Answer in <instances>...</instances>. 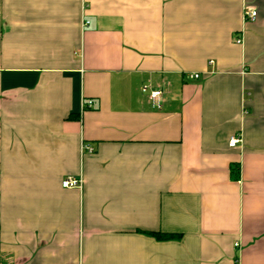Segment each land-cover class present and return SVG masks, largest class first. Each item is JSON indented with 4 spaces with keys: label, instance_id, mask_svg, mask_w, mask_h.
<instances>
[{
    "label": "crops",
    "instance_id": "0c3cea01",
    "mask_svg": "<svg viewBox=\"0 0 264 264\" xmlns=\"http://www.w3.org/2000/svg\"><path fill=\"white\" fill-rule=\"evenodd\" d=\"M0 264H264V0H0Z\"/></svg>",
    "mask_w": 264,
    "mask_h": 264
},
{
    "label": "built area",
    "instance_id": "2783aa9c",
    "mask_svg": "<svg viewBox=\"0 0 264 264\" xmlns=\"http://www.w3.org/2000/svg\"><path fill=\"white\" fill-rule=\"evenodd\" d=\"M257 11L250 9V8H245V12H244V20L245 22H256L257 20ZM89 23H87L86 25H88ZM242 38L241 39H237V43L238 44H242ZM192 79H198L199 76L198 75H191L190 76ZM143 92L144 93H148L149 94V99L151 101V103L153 104V106H155L158 109L162 108L163 105V89L161 87H158V89H154L151 86H144L143 87ZM94 107V103L93 101H88L85 104V109H92ZM242 140L240 136H235L234 138H232L229 142V146L231 148H235L237 147L239 144H241ZM85 151L92 153L93 149L90 146H85ZM63 188L65 189H81L83 186V181L81 178H67L63 183H62ZM235 247H239V244H236Z\"/></svg>",
    "mask_w": 264,
    "mask_h": 264
},
{
    "label": "trees",
    "instance_id": "16d2710c",
    "mask_svg": "<svg viewBox=\"0 0 264 264\" xmlns=\"http://www.w3.org/2000/svg\"><path fill=\"white\" fill-rule=\"evenodd\" d=\"M153 236L159 240H167L177 238L175 235H167V234H153Z\"/></svg>",
    "mask_w": 264,
    "mask_h": 264
}]
</instances>
